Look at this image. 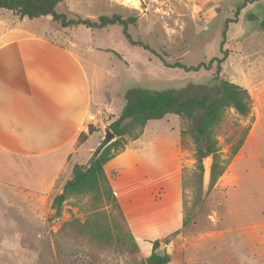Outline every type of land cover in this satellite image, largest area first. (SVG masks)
Masks as SVG:
<instances>
[{
    "label": "rangeland",
    "instance_id": "1",
    "mask_svg": "<svg viewBox=\"0 0 264 264\" xmlns=\"http://www.w3.org/2000/svg\"><path fill=\"white\" fill-rule=\"evenodd\" d=\"M242 1L62 0L55 8L66 20L114 15L134 19L126 33L147 50L130 44L122 26L62 28L49 16L27 19L0 9V31L14 25L62 44L74 42L89 74L96 114L46 198L0 200V264H139L151 254L154 241L163 243L181 228L195 195L196 157L188 125L174 114L130 128L103 167L136 250L116 241L121 223L110 206L97 205L91 195L68 196L58 218L51 203L72 168L90 158L104 130L119 116L129 88L190 97L212 86L213 95L215 63L209 70L185 73L164 66L162 59L168 65L190 67L220 58L224 22L234 18ZM263 18L264 0H258L228 24L220 78L247 90L251 114L243 118L232 109L224 111L215 130L217 161L224 171L190 227L165 245L169 264H264V133L254 125L256 111L264 106V32L259 28ZM195 117L199 122L198 112ZM245 127L249 132L242 147L225 164L232 141L227 138L235 133L233 140L237 139ZM135 133L138 138L132 140ZM202 186L205 193L207 187L203 182Z\"/></svg>",
    "mask_w": 264,
    "mask_h": 264
},
{
    "label": "crops",
    "instance_id": "2",
    "mask_svg": "<svg viewBox=\"0 0 264 264\" xmlns=\"http://www.w3.org/2000/svg\"><path fill=\"white\" fill-rule=\"evenodd\" d=\"M16 27V28H15ZM91 82L74 42L0 31V200L46 198L91 123ZM100 112V110H97ZM264 133V106L255 113Z\"/></svg>",
    "mask_w": 264,
    "mask_h": 264
},
{
    "label": "trees",
    "instance_id": "3",
    "mask_svg": "<svg viewBox=\"0 0 264 264\" xmlns=\"http://www.w3.org/2000/svg\"><path fill=\"white\" fill-rule=\"evenodd\" d=\"M258 0H244L235 10L233 19H226L222 31V42L220 44V58H211L208 64L200 63L196 66L185 67L179 62L168 65L163 61V65L183 70L185 73L198 72L201 68L209 70L215 63V71L212 75L213 95H211L212 86H203L196 95L184 97L179 92L172 91H151L141 87H132L124 92L123 98L125 104L119 116L108 125V129L116 136V140L109 144L97 158L88 159L82 165H76L72 168L71 177L64 183L61 192L52 199L51 208L54 210L55 218L60 216L62 204L68 196L71 195H91L92 201L97 205H108L115 212V217L121 223L118 226L120 233L116 241L120 244H128L133 250L137 245L134 242L118 202L112 192L109 182L104 173V165L110 160L109 152L117 148L128 130L131 128H142L149 121L161 120L168 114L179 116L185 126L188 125V133L195 147L196 172L194 173L193 183L195 188L194 199L187 210V216L183 220L181 228L173 231L162 239L167 245L171 239L184 233L194 221L197 211L203 206L209 193L213 189L216 180L222 175L224 166L219 164L218 158V139L215 136V130L220 128L224 119V111L232 109L238 116L248 118L251 114L249 104V94L246 89L222 80L220 73L222 64L226 61L227 52L222 51V44L225 40L228 24L234 23L240 11L247 5ZM62 0H0V9L16 12L21 18L37 19L41 17H51L54 22H60L62 28L83 26L88 29L98 30L107 26H122V34L127 41L139 46L145 50L147 47L142 43H135L126 33V27L134 23V19H122L119 16H99L95 21L89 19L66 20L63 14H58L55 8ZM259 28L264 32V18L259 23ZM196 112L199 115V122H196ZM93 130L89 127L88 134ZM249 132V127L241 130L237 139L233 140L235 133H232L227 140L231 138L228 148V163L240 150ZM139 133H135L132 140L138 138ZM212 156L210 167L209 182L205 193H203V160L207 156ZM116 226V225H115ZM160 245L159 241H154L152 251L149 257L139 264H169L170 257L164 251L157 254L156 250Z\"/></svg>",
    "mask_w": 264,
    "mask_h": 264
},
{
    "label": "water",
    "instance_id": "4",
    "mask_svg": "<svg viewBox=\"0 0 264 264\" xmlns=\"http://www.w3.org/2000/svg\"><path fill=\"white\" fill-rule=\"evenodd\" d=\"M116 140V136L109 130H104V135L100 141V143L96 146V148L92 151V154L89 159L97 158L101 152L112 142ZM212 163V156L209 155L203 160V185L204 187H208L209 182V174H210V167ZM164 243H160L158 249L156 250L157 254H162L164 252Z\"/></svg>",
    "mask_w": 264,
    "mask_h": 264
}]
</instances>
